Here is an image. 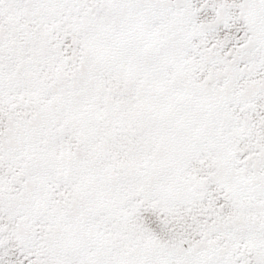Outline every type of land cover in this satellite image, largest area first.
I'll list each match as a JSON object with an SVG mask.
<instances>
[{
	"label": "snow or ice",
	"instance_id": "6c2138e0",
	"mask_svg": "<svg viewBox=\"0 0 264 264\" xmlns=\"http://www.w3.org/2000/svg\"><path fill=\"white\" fill-rule=\"evenodd\" d=\"M0 264H264V0H0Z\"/></svg>",
	"mask_w": 264,
	"mask_h": 264
}]
</instances>
